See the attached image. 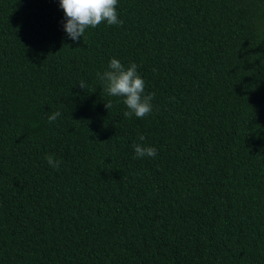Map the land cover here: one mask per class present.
Returning <instances> with one entry per match:
<instances>
[{
    "label": "trees",
    "instance_id": "obj_1",
    "mask_svg": "<svg viewBox=\"0 0 264 264\" xmlns=\"http://www.w3.org/2000/svg\"><path fill=\"white\" fill-rule=\"evenodd\" d=\"M116 11L74 42L59 0H0V264H264V0ZM111 59L148 116L105 91Z\"/></svg>",
    "mask_w": 264,
    "mask_h": 264
},
{
    "label": "clouds",
    "instance_id": "obj_2",
    "mask_svg": "<svg viewBox=\"0 0 264 264\" xmlns=\"http://www.w3.org/2000/svg\"><path fill=\"white\" fill-rule=\"evenodd\" d=\"M118 0H59V6L63 10L65 23L63 29L72 41H79L86 29L96 28L101 23L108 25H122L123 21L118 18L116 7ZM137 64L131 63L125 68L117 59H111L108 70L97 73V78L104 83V89L108 95L123 97V104L128 109L123 113L124 117L131 119L133 115L142 119L152 112V100L155 93L145 95V81L137 72ZM84 88L83 82L79 84ZM105 108H111V102L104 104ZM61 113L54 112L47 116L49 123L54 122ZM144 136L140 137L143 141ZM136 158L157 156L154 147H146L142 144L134 145ZM46 161L50 167L58 170L61 160L54 155H47Z\"/></svg>",
    "mask_w": 264,
    "mask_h": 264
}]
</instances>
